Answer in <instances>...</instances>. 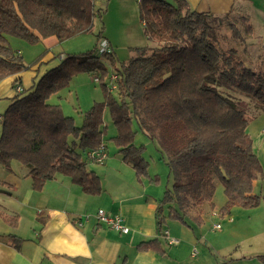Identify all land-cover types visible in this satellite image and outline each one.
Instances as JSON below:
<instances>
[{"label":"trees","instance_id":"16d2710c","mask_svg":"<svg viewBox=\"0 0 264 264\" xmlns=\"http://www.w3.org/2000/svg\"><path fill=\"white\" fill-rule=\"evenodd\" d=\"M137 9L147 42H156L153 48L149 44L132 47L136 55L117 68L112 51L98 50L102 27L92 51L63 56L23 93L16 91L20 86L15 84L28 67L8 37L34 44L54 36L61 43L92 33V21L101 19L103 11L94 8V0H0V82L14 77L11 88L15 90L0 116V165L9 167L16 161L26 167L35 191L63 175L84 193L99 194L101 181L88 173L82 153L103 146L102 115L108 109L116 128L110 141L132 166L138 181L151 179L143 145L132 143L133 121L149 139L156 140L164 156L172 185L157 202L159 232L167 220L186 223L184 217L203 203L213 210L216 182L225 197L217 211L221 216L230 214L233 207H257L264 195L255 194L253 187L263 167L246 131L249 119L215 85L237 92L264 111V69L245 65L233 47H218L212 23L229 15L198 13L186 0H138ZM240 23L251 37V25L245 19ZM230 27L232 39L239 38L237 23ZM106 64L115 67L116 96L106 90ZM80 72L98 78L105 98L84 113L77 127L47 100ZM1 218L10 226L18 220L17 216ZM20 242L13 235L7 237L16 249ZM155 245L156 241H149L139 248ZM260 260L264 263V256Z\"/></svg>","mask_w":264,"mask_h":264},{"label":"crops","instance_id":"0c3cea01","mask_svg":"<svg viewBox=\"0 0 264 264\" xmlns=\"http://www.w3.org/2000/svg\"><path fill=\"white\" fill-rule=\"evenodd\" d=\"M186 1L198 13L229 15L234 21L245 19L254 30L248 46L264 39L257 33L259 28L264 30V0ZM40 41L48 48L59 44L54 36ZM233 41L247 45L246 39ZM263 45L264 41L260 47ZM16 53L22 59L21 52ZM256 60H260L258 55ZM257 66L263 68L264 63ZM13 80L7 77L0 82V116L14 96L9 91ZM259 141L264 146V139ZM139 186L141 189L133 186L131 192L125 189L113 194L102 189L99 194L89 195L68 177L56 175L35 191L26 167L16 161L9 167L0 165V264H264L260 260L264 256V223H254V217H236V222L228 220V225L215 229L213 225L205 226L200 210L194 209L190 215L196 228L167 220L159 232V198L147 192L148 187ZM99 209L119 215L128 232L120 233L98 221ZM211 211L216 214V210ZM1 216H17L16 225H8ZM164 230L177 242L168 244ZM10 235L21 239L18 249L7 243ZM149 241H156L154 248H139Z\"/></svg>","mask_w":264,"mask_h":264},{"label":"rangeland","instance_id":"374dc122","mask_svg":"<svg viewBox=\"0 0 264 264\" xmlns=\"http://www.w3.org/2000/svg\"><path fill=\"white\" fill-rule=\"evenodd\" d=\"M94 8L101 9L103 13L101 19L97 17L93 19L92 33L80 34L49 48L44 45L43 41L30 44L16 37H11L9 39L13 51L17 52L19 50L21 52L22 62L28 67L19 74L20 80L15 84L21 87L23 93L33 88L40 76L46 70L56 66L63 56L85 54L92 51L96 45V35L102 27V38L98 45L102 43L104 48L112 51L116 59L115 66L117 68L121 66L122 62L136 55L132 47L148 46L149 43L143 33V25L138 18L137 0H94ZM233 22L237 23L240 36L234 40L239 39L241 41L246 39V46L244 42H235L232 40L233 32L230 24ZM245 26V24L240 23V19L234 21L231 17L223 18L220 21L216 20L212 23L213 33L218 40V47L220 49L234 47L245 65H249L253 69L260 68L259 66L255 67V65L259 64V62L264 63V45L260 47L264 39H262V41L260 39L254 40L255 44L253 46H248L250 37H247L244 32ZM252 31L253 35L254 30L252 29ZM257 33L262 38L264 37V30L259 28ZM155 45L156 42H150L149 47L153 48ZM257 55L260 60L254 61ZM40 58L43 59L40 61ZM106 69L107 76L104 77V81L109 88H106V90L111 91L113 96H116V90H110L111 86L109 82L110 75H115V67L106 64ZM261 69H264V67ZM93 77V75L84 72L73 75L68 85L57 93L52 94L48 98L47 103L58 105L64 116L71 117L77 127L81 126L84 113L87 112L94 103L102 102L105 98V93L100 83L95 82ZM215 86L221 94L232 100L235 106L245 113L249 122L252 121L251 124L248 122L250 126L247 131L251 134L250 136L253 140V151L263 167L262 176L255 182L253 192L263 196L264 146L259 139H264V133L260 129L264 126V114H262L264 111L258 109L252 100L237 92L223 87L220 84ZM9 91L10 93L15 92L10 86ZM102 127L104 129L103 144L106 147L105 160L97 163L88 158V152L82 153V159L85 162L88 173L99 177L101 188L105 193L119 194L125 189L127 192H131L133 186L141 189L139 185H144L148 187L147 192L153 194L155 198L161 199L163 193L171 189L172 178L168 174L164 156L160 152L156 140L149 139L146 134L138 128L136 122L133 121L132 131L136 133L132 143L135 146L143 145L142 156L148 164L147 175L151 179L150 182L148 178H143V180L141 178L140 183L137 180L132 166L123 161L122 154L118 152L117 146L110 141V138L116 135V128L111 121L108 109H104L103 111ZM258 132L260 134L259 136ZM212 201L214 204L213 210L216 211H218L225 202L222 186L219 182H216ZM197 209L201 212L200 214L205 226H214L216 223L219 224L220 227H224L229 224V221L235 220L236 222L237 219L242 220L246 217H254V223H264V201L262 199L255 208L233 207L230 214L223 216L216 211H214L216 213L215 215L211 214L212 211L208 208L207 203H203ZM184 221L192 228H196L195 226H197L196 221L191 217L190 213L184 217Z\"/></svg>","mask_w":264,"mask_h":264},{"label":"built area","instance_id":"2783aa9c","mask_svg":"<svg viewBox=\"0 0 264 264\" xmlns=\"http://www.w3.org/2000/svg\"><path fill=\"white\" fill-rule=\"evenodd\" d=\"M98 50L100 52H105L108 49L104 48V45L102 43H100L98 45ZM93 79L95 82L98 81L97 77H94ZM115 80H116V76L113 74L110 75V78H109V82H110V86H111L110 90H114L116 88ZM16 91L20 92L21 88L17 87ZM261 131L264 133V126L262 127ZM87 156L89 159H91L92 161H95L97 163L103 162L105 160V156H106L104 146L101 145L97 150L88 152ZM96 217H97L98 221L106 224L108 227H110L116 231H119L120 233H127L128 232V228L123 224L122 218L119 215L109 214V213L105 212L104 210L99 209L97 211ZM214 228L219 229L220 225L215 224ZM163 235L165 236L168 244H174L177 242L176 239L168 236V231L164 230ZM195 253H196V250L193 251V255Z\"/></svg>","mask_w":264,"mask_h":264}]
</instances>
